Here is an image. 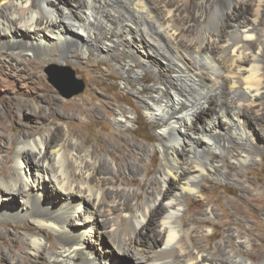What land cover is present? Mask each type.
Masks as SVG:
<instances>
[{"label": "bare ground", "instance_id": "bare-ground-1", "mask_svg": "<svg viewBox=\"0 0 264 264\" xmlns=\"http://www.w3.org/2000/svg\"><path fill=\"white\" fill-rule=\"evenodd\" d=\"M202 8V15L190 18L173 0H0V53L7 52L16 65L28 53L60 63L77 52L87 58L95 51V57L128 56L116 63L128 80H137L145 70L158 78L160 93L140 101L145 114L163 127L159 175L134 189L126 182L111 183L119 171L115 160L75 138L67 141L68 129L39 133L46 109L19 101L27 121L17 137L8 139L7 156L0 161V221H32L33 231L20 237L40 263L112 264L118 251L130 256L129 264H264L262 249L248 238L255 220L245 234L239 230L246 219L237 201L230 205L238 217L236 229L228 220L211 221L219 214L205 209L209 200L193 199V213H182L187 196H202L208 177L233 178L241 192H251L239 171L225 170L224 156L235 154L243 168L255 152L264 151V138L258 135L264 136V32L259 29L264 0H206ZM112 33L118 37L110 40ZM160 60L165 64L155 66ZM206 86L220 94L207 95L211 90ZM80 105L78 116L94 109L90 103ZM180 105L187 107L182 113ZM131 109L113 112L116 127L129 128ZM234 126L241 127L238 140L236 130L228 134ZM233 144L239 149L234 151ZM138 147L143 155L148 151L145 144ZM10 160L12 171L7 169ZM125 167L138 169L131 162ZM263 195L246 198L256 202ZM83 207L86 215L80 213ZM260 210L264 213V205ZM76 212L78 220L69 219ZM201 223L218 235L227 226L212 251L210 241L200 239L215 234L195 227ZM44 228L55 233L56 246L47 245Z\"/></svg>", "mask_w": 264, "mask_h": 264}, {"label": "rangeland", "instance_id": "rangeland-1", "mask_svg": "<svg viewBox=\"0 0 264 264\" xmlns=\"http://www.w3.org/2000/svg\"><path fill=\"white\" fill-rule=\"evenodd\" d=\"M173 1L181 6L183 9L182 14L187 15L188 12L190 18H196L202 15L204 12L202 5L206 2V0ZM261 22L259 29L263 33L264 17ZM120 35L123 36V34ZM112 37L109 39H116L118 34L112 33ZM96 53L95 51H90L86 58L81 52H77L75 56L65 59L60 63L47 61L38 53H28L27 56L21 58V62L18 65L15 64L16 62L13 59L6 56L7 52L3 51L0 53V161L7 156L6 149L8 146L6 143L8 139L17 137L24 130L25 126H23V123L27 119L20 114L23 109L21 110V107L18 105L19 101L23 99L27 103H39L46 109L47 118L45 119L46 121H42L44 123H41L42 126L39 129V133L49 132L48 134H51L55 127H64L68 129L67 141L68 139L75 138L77 141L79 140L78 142H85V147L88 149H97L99 154H110L111 158L116 162L115 168L119 170L118 175L114 174L115 180L112 179L111 183L120 185V183L123 184L126 182L128 187L130 186L134 189L143 185L146 187L149 183L156 181L159 175V170L157 169L161 158L158 134L163 127L161 122L154 121L145 114L140 100L141 98L150 99L151 96L149 95L160 93L157 91L158 89L156 90L158 88L156 85L158 78L150 70H145L143 75L137 80H128L126 75L120 73L116 67L117 62H123L128 59V56L95 57L94 55ZM154 63L152 65L155 66H163L165 64L161 60V64L156 61ZM63 65L70 66L75 71L76 76L81 78L85 84L83 91L69 98L63 97L48 81V74L46 72L50 66ZM136 67L140 68V65L136 64ZM191 67L193 68V66ZM168 74L169 70L163 73L164 76ZM126 82H129V85ZM205 88L207 91L211 90L206 93L207 95L220 94L213 87L206 86ZM222 89L224 90L221 87ZM133 90L136 93H133ZM82 102L90 103L94 109L88 111L87 115L83 114L78 116L75 113L80 109V103ZM129 107H132L131 110L133 112L131 114L132 121L129 123V128L122 129L116 127L112 122L113 112H118L119 109ZM186 109L187 107L185 105H180L177 110L179 113H182ZM67 112H73L74 115L70 116ZM201 121L203 120H199V123ZM203 123L205 124L206 121H203L201 124ZM239 128L241 127L234 126L233 128H229L231 131L228 134L234 136L236 130L238 135L236 134L233 138L238 140V136H241V130ZM232 130L234 131L232 132ZM220 133L221 131L215 134L214 139L216 141L220 138ZM258 135L264 138L263 134L259 133ZM133 143H136L137 147ZM143 144L147 145L146 148H148L145 155L141 153L140 147H138V145ZM232 147L235 151L239 149L240 144H233ZM15 149V146L11 149L9 154L10 158ZM254 156L253 161L250 160L243 165L244 169L236 164L234 160L236 158L235 154L229 153L224 156L227 168L225 170H228L230 173L233 172L232 170L239 171L243 175L239 180H244L251 192H241L238 186L234 185L233 178L229 177V180L228 178L226 180H220L208 177L204 181L205 186L202 188L203 198L197 195L187 196L182 213L185 217L193 213V199L200 198L203 201L209 200L207 201L208 203L206 202L207 205L205 204L204 206L205 209L214 208L216 213L219 214L217 217L211 218V221L213 220L219 223L223 220H228L231 222L230 228L236 229L235 222L238 221V217L234 215V210L230 205H232V201H237L235 205H241V215L246 219V222H242L243 226L240 227V232L245 234L247 226L253 224L255 220L254 232L248 235V238L254 245V248L262 249L264 253V213L260 210L264 205V195L260 199H257L256 202H251L246 198L250 197L255 199L258 195L264 194V151L261 153L255 152ZM127 162L133 163L138 168L137 171L129 172L127 169L124 170ZM12 163L10 160L7 166V169L10 171L13 170ZM28 169L23 163V172L25 174L29 172ZM251 182L253 185L250 186L249 183ZM104 186H107V184ZM137 191L141 193L142 190L137 189ZM18 199L20 198L18 197ZM243 200L246 203L242 204ZM80 213L81 215L87 214L84 207L80 210ZM79 217L76 212L69 219L77 221ZM32 225L33 223L29 218L10 220L6 223L0 221V264H13L14 262L17 264H34L35 262V264H42L40 263L41 258L35 259L28 254L25 246L26 241L20 237L31 233L33 231L32 227H34ZM195 227L204 230L208 229L210 230L209 233L213 231L215 234L212 238L205 235L200 239L202 244L210 241L209 244L213 249H209V251L216 248L223 231L227 228L226 225H222L218 229V232H220V235H218L217 230L212 229L207 223H201ZM96 231H99L97 227ZM43 234L49 240L47 241V245L50 247H53V245L56 246L57 236L51 229L44 228ZM248 249H250V246ZM114 259L116 260H113L112 264H129L131 261L129 255L118 251L115 252Z\"/></svg>", "mask_w": 264, "mask_h": 264}, {"label": "water", "instance_id": "water-1", "mask_svg": "<svg viewBox=\"0 0 264 264\" xmlns=\"http://www.w3.org/2000/svg\"><path fill=\"white\" fill-rule=\"evenodd\" d=\"M46 72L48 81L65 98L80 93L85 87L84 81L78 78L75 71L68 65L50 66Z\"/></svg>", "mask_w": 264, "mask_h": 264}]
</instances>
